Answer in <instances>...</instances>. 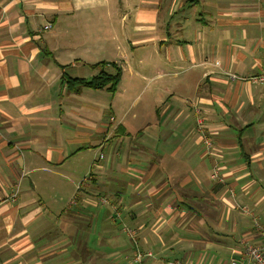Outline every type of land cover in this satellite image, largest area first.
<instances>
[{"label":"crops","instance_id":"0c3cea01","mask_svg":"<svg viewBox=\"0 0 264 264\" xmlns=\"http://www.w3.org/2000/svg\"><path fill=\"white\" fill-rule=\"evenodd\" d=\"M137 3L95 42L110 0H0V264H136V250L151 253L142 264H254L243 241L262 242L264 84L248 79L264 72V0ZM100 61L121 68L113 95L67 89L63 76L89 79ZM145 98L155 117L137 128ZM84 144L102 150L90 164ZM93 170L50 218L46 183L69 192Z\"/></svg>","mask_w":264,"mask_h":264},{"label":"rangeland","instance_id":"374dc122","mask_svg":"<svg viewBox=\"0 0 264 264\" xmlns=\"http://www.w3.org/2000/svg\"><path fill=\"white\" fill-rule=\"evenodd\" d=\"M122 1V5L118 4ZM138 0H110L111 3V17L112 20L105 21L102 18H106L105 11L99 10L96 14H94V40L96 42V38L101 35V37H106V32H112L111 26L113 25L114 27H117V19L120 18L122 12H127L130 10L132 11L131 14L128 13V18L130 19L134 9L138 5L137 3ZM117 10V13H115V9ZM115 10V11H114ZM120 28H117V31L119 34H121V31H119ZM103 31H105L103 33ZM103 33V34H102ZM127 42V41H126ZM105 56V55H104ZM106 57V56H105ZM99 60V59H98ZM96 93V92H95ZM148 98H145L142 100L139 104L137 105H131L130 107V115H132L133 119L130 121V123H133L137 128L142 127L144 124L149 122V120H152L155 117L154 110L152 111V106L147 105L145 101H147ZM131 100V97L127 95L126 97V103L128 104L129 101ZM127 106V105H126ZM97 119H100L101 123L103 125L107 126H113L115 123H110L109 121V115L108 111L103 109L99 116H96ZM110 123V124H108ZM112 124V125H111ZM84 150L81 152V156H83V161L87 164H90L94 158H97L99 154L102 152L101 149H97L96 146L93 148H90L89 145L84 144L83 145ZM105 151V150H104ZM103 151V152H104ZM95 170V169H94ZM86 171L84 174L82 173L81 177L77 179V182L79 185H77L76 188L73 190V184L70 185V191L69 192H62L63 190H59V185L57 184V181L55 180H50L46 184L47 185H52L54 188L49 189V186H44L42 190L40 191V195L43 198L44 205L46 211L48 210L50 214V218H54L55 215H58L59 213L62 212V210L65 208V206L69 202V198L72 197L74 194H78L79 191L77 189L80 188L82 183H84V178L90 176L91 174H94L95 171ZM81 181V182H80ZM75 187V186H74ZM73 190V191H72ZM72 191V193H70ZM81 192V191H80ZM70 194V195H69ZM253 220V218H252ZM47 226L52 224V221L47 218Z\"/></svg>","mask_w":264,"mask_h":264},{"label":"built area","instance_id":"2783aa9c","mask_svg":"<svg viewBox=\"0 0 264 264\" xmlns=\"http://www.w3.org/2000/svg\"><path fill=\"white\" fill-rule=\"evenodd\" d=\"M50 27L51 25H46V28H50ZM231 77L234 78L233 75H231ZM248 80L253 83L264 84V72L257 73L253 75L252 77H250ZM202 142L207 149H209L212 146L211 140L208 137L204 136ZM210 178L212 180H218V181L221 180L217 169L212 170L210 174ZM15 195L16 193L11 195V197L13 198ZM101 201L103 203H108L107 199H102ZM110 206L113 209V216H114L113 219H116V218L118 219L120 217V211L118 210L117 206L116 205H110ZM256 227L259 229L261 233L262 242L261 244H250V243H247L246 241H243L244 252H245L244 259H246L249 262H253L254 264H264V226L257 225ZM122 231L125 233V235H127L130 238H134L136 235L135 229L127 227V226H124L122 228ZM150 256H151L150 252L144 253L141 250H136L133 253L131 259L136 264H142L144 257H150ZM171 264H191V263L175 260ZM229 264H243V263L232 257L229 259Z\"/></svg>","mask_w":264,"mask_h":264},{"label":"trees","instance_id":"16d2710c","mask_svg":"<svg viewBox=\"0 0 264 264\" xmlns=\"http://www.w3.org/2000/svg\"><path fill=\"white\" fill-rule=\"evenodd\" d=\"M106 66L110 67L111 70H107ZM92 68L97 69L96 73L89 79L75 77L69 78L63 76V81L66 84V87L69 91L74 93H79L81 88L87 87L91 89H102L106 88L110 94H114L116 91L117 84L121 78V68L114 62H105L100 61L94 64H91ZM101 198V197H100ZM102 199H107L109 205V217L113 219V209L110 205H116L118 210L121 211L120 206L117 205V202L108 200L105 196L99 199V202L103 204ZM105 204V205H106ZM121 215V212H120ZM117 219V218H116ZM83 244V243H82ZM89 246V245H88ZM94 249L92 246H89Z\"/></svg>","mask_w":264,"mask_h":264}]
</instances>
